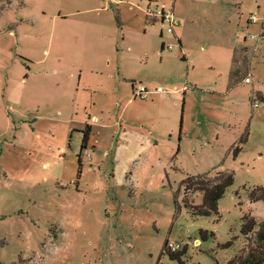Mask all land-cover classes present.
Wrapping results in <instances>:
<instances>
[{
  "label": "rangeland",
  "instance_id": "374dc122",
  "mask_svg": "<svg viewBox=\"0 0 264 264\" xmlns=\"http://www.w3.org/2000/svg\"><path fill=\"white\" fill-rule=\"evenodd\" d=\"M251 13L264 0H0V264H180L167 239L186 264L246 250L242 218L264 220ZM132 79L164 91L134 97ZM220 171L235 182L219 214L193 215L203 193L184 181Z\"/></svg>",
  "mask_w": 264,
  "mask_h": 264
},
{
  "label": "trees",
  "instance_id": "16d2710c",
  "mask_svg": "<svg viewBox=\"0 0 264 264\" xmlns=\"http://www.w3.org/2000/svg\"><path fill=\"white\" fill-rule=\"evenodd\" d=\"M181 44V42H180ZM179 44V46H180ZM238 71H232L230 73V84L237 81L236 77ZM249 77V76H248ZM247 78V77H246ZM181 130H182V119H181ZM180 130V131H181ZM90 135V126L86 125L83 129V140L81 144V149L88 145ZM239 146L234 150L235 154L238 152ZM235 177L233 171H220L217 175L209 176L208 174L192 175L186 178L184 181L185 189L200 191L203 193V200L200 204L190 205L185 199V205L188 206L193 212V215H205L211 216L213 214H219L218 201L224 197L225 192L229 186L234 184ZM249 197L252 201H263L264 202V185L254 186L249 193ZM242 223L241 232L245 237H252L248 239L247 249L236 253L232 256L225 264H264V220L257 222L254 216L245 215ZM208 235L214 236L215 232L200 229L201 239L207 240ZM168 239L164 243V248L162 253H167L169 257L173 260H177L180 264H186L183 259V255L186 248L178 251H167L166 246ZM232 244V241H228L222 245V247L227 248ZM245 252V253H244ZM215 264H221L216 261Z\"/></svg>",
  "mask_w": 264,
  "mask_h": 264
},
{
  "label": "built area",
  "instance_id": "2783aa9c",
  "mask_svg": "<svg viewBox=\"0 0 264 264\" xmlns=\"http://www.w3.org/2000/svg\"><path fill=\"white\" fill-rule=\"evenodd\" d=\"M157 14L159 15L163 23H169V30H172L174 26H177L179 24V21L177 20L176 16L170 10H161ZM248 20L251 24L259 26V29L256 32H250L248 38L250 40L255 41L256 43L260 41L264 42V17L259 15L257 16L255 13H252L250 14ZM250 80L251 78L247 77L245 81L250 82ZM155 91H157V93H160L163 92L164 89L162 87H156ZM133 93V96L146 98L147 95L151 93V90L148 89V87H146L142 83H140V81H138L133 84ZM254 104L257 105V101H255ZM170 247L173 249L172 251H176V249L179 248V245H174L173 243H171Z\"/></svg>",
  "mask_w": 264,
  "mask_h": 264
},
{
  "label": "crops",
  "instance_id": "0c3cea01",
  "mask_svg": "<svg viewBox=\"0 0 264 264\" xmlns=\"http://www.w3.org/2000/svg\"><path fill=\"white\" fill-rule=\"evenodd\" d=\"M170 11H172L173 12V10H170ZM173 14H174V12H173ZM252 14V13H251ZM175 15V14H174ZM179 21V20H178ZM162 22V21H161ZM248 22V24H251L250 22H249V20L247 21ZM251 25H254V24H251ZM177 26H181V22L179 21V24L177 25ZM175 27V26H174ZM176 31V30H175ZM181 41H179V43H180ZM181 44H182V42H181ZM181 44H180V46H181ZM137 80L136 79H132L131 80V89L133 90V84L136 82ZM141 83V82H140ZM161 87V86H160ZM156 88V87H155ZM155 88L154 89H151V93H157V91H155ZM163 88V87H162ZM158 94V93H157ZM161 94H164V93H161ZM165 95L166 94H164V95H162V97H164L165 98ZM135 97V96H134ZM178 97H180V96H178ZM11 98H12V96H11ZM184 98V97H183ZM129 100H131V99H129ZM86 103V101L84 100L82 103H76L77 105H84ZM84 110H87V108H86V106H84ZM86 125H89L90 126V133L93 131V128H94V126L92 125V124H87V122H86V124L85 125H83V126H79V127H77V131L79 132V138H80V140H83V129H84V127H86ZM73 130H75V129H73ZM80 134H82V135H80ZM82 138V139H81ZM87 146V145H86ZM80 150H81V144H80ZM200 240L199 239H197L196 240V243H198Z\"/></svg>",
  "mask_w": 264,
  "mask_h": 264
}]
</instances>
